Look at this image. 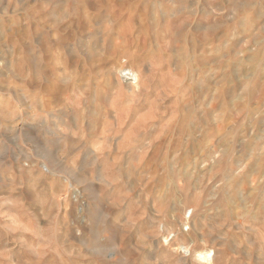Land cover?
<instances>
[{
	"label": "rangeland",
	"instance_id": "1",
	"mask_svg": "<svg viewBox=\"0 0 264 264\" xmlns=\"http://www.w3.org/2000/svg\"><path fill=\"white\" fill-rule=\"evenodd\" d=\"M0 264H264V0H0Z\"/></svg>",
	"mask_w": 264,
	"mask_h": 264
},
{
	"label": "bare ground",
	"instance_id": "2",
	"mask_svg": "<svg viewBox=\"0 0 264 264\" xmlns=\"http://www.w3.org/2000/svg\"><path fill=\"white\" fill-rule=\"evenodd\" d=\"M133 7H134L135 9H137V7H135V6H133ZM103 9H104L103 11H104L105 13H107V14H108V13H115V12H117V11L119 10L118 8L116 9V8H114V7L112 8V7H110V6H109V7H104ZM136 11H137V10H136ZM142 11H144V9H143ZM142 11H138V12H142ZM102 13H103V12H102ZM106 30H107V29H106ZM105 38H106V37H105ZM105 38H104V39H105ZM106 42H107V41H106ZM97 43H98V42H97ZM97 43H94V44H97ZM127 71H128V70H127ZM125 72H126V71H125ZM121 73H123V72L121 71ZM126 73H127V72H126ZM127 74H130V75H131V79H135V80H136V79L138 78V75H136L133 71H129ZM126 77H127V76H126ZM136 85H137V84H136ZM203 254H204V253L198 252V256H203ZM203 257H204V256H203Z\"/></svg>",
	"mask_w": 264,
	"mask_h": 264
}]
</instances>
